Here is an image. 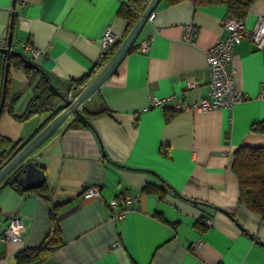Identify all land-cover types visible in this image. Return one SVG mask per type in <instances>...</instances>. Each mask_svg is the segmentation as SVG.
Here are the masks:
<instances>
[{
	"label": "crops",
	"instance_id": "crops-1",
	"mask_svg": "<svg viewBox=\"0 0 264 264\" xmlns=\"http://www.w3.org/2000/svg\"><path fill=\"white\" fill-rule=\"evenodd\" d=\"M127 1L28 0L14 14L15 0H0V47L12 32V49L73 98L83 88H73L74 81L103 55L107 28L114 43L128 34L118 14ZM153 12L135 48L81 105L88 123L70 115L28 156L43 169L46 189L9 184L10 176L0 183V264H19L20 252L43 244L53 229V210L62 245L29 264H264V219L240 203L232 170L239 146L264 147V131L251 129L255 123L264 127V99L259 97L264 48L249 39L234 46L235 86L247 99L232 108L175 112L178 99L193 105L208 98L206 52L228 34L222 26L228 12L224 4L196 6L190 0H160ZM261 15L264 0H256L245 17L247 27ZM189 23L196 27L193 41L184 39ZM146 39L150 46L144 51ZM34 50L40 53L34 56ZM8 79L10 96L19 98L13 113L0 116V136L25 145L52 112L18 118L34 91L25 72L12 64ZM4 83L5 73L0 75V102ZM149 97L162 99V106H153ZM62 103L59 97L60 111ZM92 184L101 186V196L80 199ZM147 184L155 189L145 191ZM124 191L139 199L113 206ZM14 217L26 233L19 241H5L1 235ZM203 217L212 223L206 225Z\"/></svg>",
	"mask_w": 264,
	"mask_h": 264
},
{
	"label": "trees",
	"instance_id": "trees-1",
	"mask_svg": "<svg viewBox=\"0 0 264 264\" xmlns=\"http://www.w3.org/2000/svg\"><path fill=\"white\" fill-rule=\"evenodd\" d=\"M169 3H177L183 0H167ZM196 6H206L211 4H224L227 8L228 16L237 18H245L250 11L252 5L256 0H190ZM147 8L146 0H128L123 3L118 11L119 16L127 22V33L132 29L135 23L144 13ZM120 42L113 43L107 50L103 52V55L99 59L98 63L91 69V71L80 80H76L73 83V88L86 86L96 74L106 65L110 60ZM135 48V45L131 47L130 51ZM129 51V52H130ZM7 60L3 59L0 62V75L4 77L5 66ZM10 64L20 68L25 72L28 78V83L32 86L34 94L28 102L27 108L22 115H17L20 119H28L34 115L42 114L47 110L52 114L48 117L47 122L60 111V108H56L57 100L62 93L56 88L49 77H45L43 69L29 61L22 54H13L10 58ZM9 79L6 86V98L1 111L0 116L4 112L13 113L14 104L17 102L19 96H10L9 94ZM1 95V101H2ZM1 104V102H0ZM85 118L79 116L78 120L82 123H88V113L86 110H82ZM103 111L92 113L91 115H100ZM253 131L263 132L264 127L261 124L255 123L251 128ZM24 146L21 141L13 142L5 137L0 136V170L12 159V157ZM232 170L239 181V201L249 210L260 215L264 219V147H254L249 145L239 146L233 156ZM21 189V188H20ZM39 189L45 190L43 184ZM155 189L152 184L145 186V191H151ZM23 192V189H21ZM52 217L54 220L53 229L47 236L43 244L36 249H26L17 255L19 264H29L32 261L40 262L47 258L57 247L61 246L59 238V229L56 223L57 215L56 211H52ZM203 217V222L205 223ZM206 224V223H205ZM201 227V226H200Z\"/></svg>",
	"mask_w": 264,
	"mask_h": 264
},
{
	"label": "built area",
	"instance_id": "built-area-1",
	"mask_svg": "<svg viewBox=\"0 0 264 264\" xmlns=\"http://www.w3.org/2000/svg\"><path fill=\"white\" fill-rule=\"evenodd\" d=\"M28 0H15L10 7L12 13H16V6L25 5ZM155 13L152 12L148 20L153 21ZM246 18H237L227 16L222 21V26L228 31V34L220 39L216 44L210 47L207 52L208 72H209V92L208 98L190 105L184 103L181 99L174 102L173 109L175 112L187 110L208 111L215 108H232L235 104L247 99V95L239 91L235 86L234 69L231 67L234 46L241 43L244 39L251 40L258 49L264 48V15L258 17L252 28L246 25ZM196 27L193 23L184 26V39L193 41ZM114 43V35L111 27L107 28L102 37L103 51L107 50ZM150 39H146L141 44V50H148ZM40 52L33 51L37 56ZM190 86H193L191 84ZM259 97L264 99V89L260 92ZM153 106H162V99L158 97H149ZM101 196V186L92 184L87 186L80 195V199L88 200L99 198ZM139 199L138 195H132L129 192H121L111 203L116 206L119 202L129 206L132 201ZM206 225L212 223L211 218H205ZM26 226L19 217L12 218L5 226L1 235L5 241H19L26 233ZM201 245V242L195 243V246Z\"/></svg>",
	"mask_w": 264,
	"mask_h": 264
},
{
	"label": "water",
	"instance_id": "water-1",
	"mask_svg": "<svg viewBox=\"0 0 264 264\" xmlns=\"http://www.w3.org/2000/svg\"><path fill=\"white\" fill-rule=\"evenodd\" d=\"M160 0H150L147 8L142 16L135 23L124 40L120 43L110 60L106 65L96 74V76L84 86L75 97L71 98L60 94L62 100L63 109L54 115L53 118L29 141L27 142L13 157L12 159L0 170V183L7 178L9 184L21 183L24 189L30 190L42 186L45 180V174L33 160H28V156L43 144L48 138H50L66 121V119L72 115L77 114L83 118L85 116L82 113L81 105L107 81V79L115 72L125 56L129 53L131 47L135 43L143 27L145 26L149 15L154 11ZM0 52L7 57L6 71H5V83L3 89L2 101L0 104V114L6 98V86L7 78L10 70V58L13 54H20L16 50L12 49V32L9 34L8 42L6 46L0 47ZM45 77L47 74L43 71ZM78 87H75L77 89Z\"/></svg>",
	"mask_w": 264,
	"mask_h": 264
}]
</instances>
